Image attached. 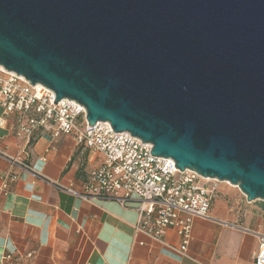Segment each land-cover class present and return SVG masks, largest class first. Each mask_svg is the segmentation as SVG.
<instances>
[{
	"label": "water",
	"instance_id": "water-1",
	"mask_svg": "<svg viewBox=\"0 0 264 264\" xmlns=\"http://www.w3.org/2000/svg\"><path fill=\"white\" fill-rule=\"evenodd\" d=\"M0 65L264 201V0H0Z\"/></svg>",
	"mask_w": 264,
	"mask_h": 264
},
{
	"label": "crops",
	"instance_id": "crops-1",
	"mask_svg": "<svg viewBox=\"0 0 264 264\" xmlns=\"http://www.w3.org/2000/svg\"><path fill=\"white\" fill-rule=\"evenodd\" d=\"M51 134L36 130L28 144L12 115L0 128V264H255L264 201L249 202L226 183L210 190L212 220H194L187 256L181 257L136 234V203L87 201L59 189L82 193L104 156ZM164 240L181 245L175 230Z\"/></svg>",
	"mask_w": 264,
	"mask_h": 264
},
{
	"label": "built area",
	"instance_id": "built-area-1",
	"mask_svg": "<svg viewBox=\"0 0 264 264\" xmlns=\"http://www.w3.org/2000/svg\"><path fill=\"white\" fill-rule=\"evenodd\" d=\"M47 86L32 84L25 77L0 65V128L7 116H15L26 143L36 130L51 131L52 137H72L77 144L104 156L100 167L93 170L82 193L61 188L82 200H113L122 207L136 203V234H143L186 257L192 239L195 219L212 220V193L223 182L205 178L197 172L176 168L171 158L156 157L153 145L130 132H115L108 122L91 126L86 108L71 99L56 101ZM19 158H12V164ZM175 230L181 245H168L164 237ZM253 233L252 231H247ZM259 238L255 264H264V235Z\"/></svg>",
	"mask_w": 264,
	"mask_h": 264
},
{
	"label": "bare ground",
	"instance_id": "bare-ground-1",
	"mask_svg": "<svg viewBox=\"0 0 264 264\" xmlns=\"http://www.w3.org/2000/svg\"><path fill=\"white\" fill-rule=\"evenodd\" d=\"M226 184H229V183H226ZM229 185H231V184H229Z\"/></svg>",
	"mask_w": 264,
	"mask_h": 264
}]
</instances>
